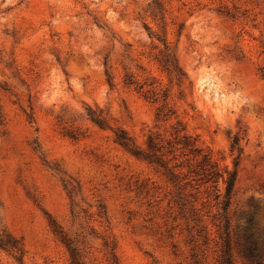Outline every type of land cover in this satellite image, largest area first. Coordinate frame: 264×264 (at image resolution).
Masks as SVG:
<instances>
[{
  "label": "rangeland",
  "instance_id": "374dc122",
  "mask_svg": "<svg viewBox=\"0 0 264 264\" xmlns=\"http://www.w3.org/2000/svg\"><path fill=\"white\" fill-rule=\"evenodd\" d=\"M164 41L182 82L155 59ZM128 70L160 99L126 85ZM164 93L176 114L158 120ZM179 120L238 169L222 228L224 204L204 208L207 240L169 203L173 185L115 141L170 138ZM250 215L264 259V0H0V242L17 247L0 246V264H72L64 237L80 264H218L221 234L248 264Z\"/></svg>",
  "mask_w": 264,
  "mask_h": 264
},
{
  "label": "trees",
  "instance_id": "16d2710c",
  "mask_svg": "<svg viewBox=\"0 0 264 264\" xmlns=\"http://www.w3.org/2000/svg\"><path fill=\"white\" fill-rule=\"evenodd\" d=\"M164 44L165 49L160 50L155 59L171 78H176L179 82H182L186 74L179 65L176 53L167 45L166 41H164ZM105 59V65L107 66L111 59L109 56H106ZM125 60H130L129 55L125 57ZM126 64L123 67L124 70H127ZM110 68H112V65H110ZM113 79L114 75L110 73V80L112 81ZM124 82L128 86H134L139 92H143L146 98H152L153 101L160 99V92L154 86V81L149 84L147 81L142 83L134 72L128 70L125 74ZM161 97L163 104L158 108L156 116L158 120H168L176 114V109L168 102V93H164ZM93 118V121H96L97 124L101 125L103 123L101 117L95 115ZM174 128L170 138L161 133L150 134L145 146L139 145L122 129L116 131L115 141L132 156L154 167L157 172H160L166 178L168 183L173 185L175 189L170 192L171 199L169 203H173V206L178 208L179 214L186 219L187 225L191 227V238L195 239L196 235L200 237L202 232L205 231V239L207 240L210 235L208 225L201 224L204 221L203 217L206 215L203 214L204 208L210 206L209 197L211 195L214 196V200H216L218 205L224 204V212L214 214L215 219H220V223L217 226L222 228L223 218L226 217V210L235 190L238 169L229 170L225 168V170H222L218 161L214 158L212 150L200 145L198 139L187 132L182 121H177ZM242 136L241 131L236 133L231 144V154L234 157L236 167L244 155V148L241 145ZM225 174H227L226 177ZM223 179L226 182V189L225 199L221 200L223 196L220 182ZM202 187H205L208 199L202 201L200 203L202 207H199V200L203 194ZM206 213L210 215L211 210H207ZM247 223V233L241 241L242 253L248 264H264L263 245L259 236H257L255 215H250ZM195 228L197 234L193 233ZM220 238L223 241L217 259L218 264H235L229 239L224 238L223 234H221ZM62 241L71 252L72 264H80L79 255L76 248L72 247L70 239L64 237ZM0 246L5 250L17 249L15 245L3 241L0 242Z\"/></svg>",
  "mask_w": 264,
  "mask_h": 264
}]
</instances>
